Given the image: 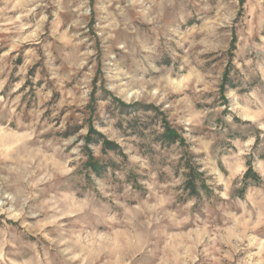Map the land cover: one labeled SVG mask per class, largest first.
I'll use <instances>...</instances> for the list:
<instances>
[{
    "label": "clouds",
    "instance_id": "1",
    "mask_svg": "<svg viewBox=\"0 0 264 264\" xmlns=\"http://www.w3.org/2000/svg\"><path fill=\"white\" fill-rule=\"evenodd\" d=\"M0 264H264V0H0Z\"/></svg>",
    "mask_w": 264,
    "mask_h": 264
}]
</instances>
